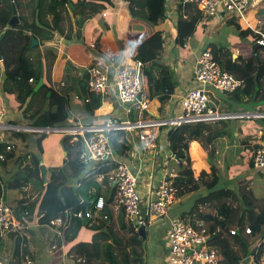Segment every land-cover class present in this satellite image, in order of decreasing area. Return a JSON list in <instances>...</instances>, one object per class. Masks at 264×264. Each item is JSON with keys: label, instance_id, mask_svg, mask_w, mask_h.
Instances as JSON below:
<instances>
[{"label": "crops", "instance_id": "obj_1", "mask_svg": "<svg viewBox=\"0 0 264 264\" xmlns=\"http://www.w3.org/2000/svg\"><path fill=\"white\" fill-rule=\"evenodd\" d=\"M179 1L168 0L167 13L171 17H167L166 20H169L173 32L165 29L162 33L164 34V50L160 55V63L170 67L175 72L178 85L168 102L165 103L162 97L151 100L150 110L148 115L146 114L147 118L145 116L155 135L157 143L155 150L145 151L142 149L139 131L135 127L138 112L133 106L120 102L117 90L113 85V79L105 94H97L91 90V76L88 68L94 57L106 65L108 64V54L102 52L109 50L119 56L117 63L123 65L128 59L127 49L137 54L138 46L158 33H150L145 39L139 40L138 45H135L136 36L120 28V21L123 16L128 17L129 22L134 18L129 12L127 2L124 4L115 2L114 8L86 21L81 30L80 39L66 41L62 38L59 42L48 43L45 45L46 47H41L44 62V83L46 82L59 95L68 96L71 118L77 120L80 127L74 126L71 118L66 123L70 125L69 128H55L58 129L56 131H48L47 128L33 126L34 120L24 117L25 108H20L21 104L16 96L3 92L4 70L2 61H0V147L11 148L2 153L6 159L0 161V179L3 186H8V201L11 190L20 191L17 196H14V201L17 203V206L13 208L14 210L25 209L38 198L42 199L46 193V185L50 182L51 170L63 168L66 165L68 153L65 148V140L72 137L69 135V129L84 128L88 137H93L98 132H104L109 136V139L112 134L119 133V131L124 132L123 144L130 148L127 155L119 156L113 151V157L106 161L118 164L123 162L131 168L133 173L139 176V188L143 197L142 217L147 215L151 191L165 182L172 185L173 180L178 178L182 167L172 152L170 138L176 128L179 127L177 122L184 113L181 105L183 97L191 89L199 86L193 75L198 53L204 49L216 48L217 53L225 60L234 59L237 68L235 73L240 78L234 76L247 82L257 74L260 65V60L254 52V46L260 36L254 33L252 28L264 34V0H251V6L247 11L245 20L228 15L218 18L202 16L201 19L194 20L192 19L195 15L193 11H189L188 14L186 10H179ZM67 16L69 26L66 31L72 28V36L75 38L78 31V27H76L78 17H74L73 14L71 17ZM250 19H253L255 24ZM239 21L244 23V27L249 30L248 41L245 40L241 27L237 25ZM130 26L131 23L127 30L130 29ZM147 31L148 29L143 30L142 33ZM92 43H95L102 51L92 50L90 47ZM12 45L13 43L10 42L8 47L11 48ZM242 45L252 48L243 49ZM46 49L53 50L54 55H56L51 71L49 65L53 62V58L50 55L47 58L45 54L50 52H46ZM257 51L264 59V49L259 48ZM224 53H228L229 56L225 58ZM32 55L36 54L33 53ZM76 73L78 75L81 73V76L75 75ZM209 91L212 100L216 101L217 109L222 114L219 129L225 132V135L215 139L209 145L213 146L211 147V157L202 147L201 141H193L190 144L188 154L195 177L198 178L202 172H206L209 174L208 176L212 173L215 174L219 179L218 190L233 185L234 190L237 183L241 182L252 187L255 186L258 178L264 182V170L255 169L252 161L253 154L258 148L264 132V100L245 98L243 102H240L239 97L231 93H220L213 88H209ZM54 104L49 103L50 110ZM110 119H116L118 124L108 130L106 122ZM197 122H201L200 119L188 120L182 124H195ZM205 122L216 124L212 120ZM11 137L21 140V148L10 139ZM79 138L81 137L75 136L71 140V144L77 142ZM194 144H198L203 156L202 162L195 159L199 153H197V149H193ZM35 159L39 160L40 167L44 165L48 170L46 182L43 179L39 180L36 176ZM106 161H91L87 170L80 177L70 180L69 186L76 193L82 184L80 180L90 178L101 185L103 191L101 196L107 197L110 202L111 214L110 216L107 214L109 216L107 223L90 221L89 224L83 225L75 237H72L71 234L67 238L66 232L63 231V229L66 230L67 225L59 227L42 224L39 214L37 219L26 224L16 216L30 228L17 235L0 236V264H25L26 260L33 264H77L78 261L69 252L75 253L82 249L79 247L81 244L90 243L94 239L97 240L101 251L109 245L114 247L115 254L121 249L129 251V239L132 234L128 229H123V224H126L128 228L134 218L127 217L122 210H115L113 208L114 199L111 201L108 199L109 189L105 185L104 179L112 170L105 174L102 173L105 167L99 166V164H105ZM71 173L67 169L66 174ZM21 184L22 187L18 188ZM255 187L256 193L261 196L264 191L257 185ZM202 189L204 187L199 190ZM208 192L210 194L214 191L204 189L203 194L196 196V198H194L195 193H188L182 197L176 196L174 204L166 216L149 226L146 241L148 247L146 249L147 264H165V259L168 255L170 256L165 234L171 221L192 222L195 220V202L208 196ZM70 194V192L67 194L70 201H74V197ZM258 196L256 197L259 198ZM81 202L84 203V198H81ZM191 211L193 212L192 215L182 220L181 216L189 214ZM69 224L68 222V226ZM113 231L121 236H127L128 240L125 245L120 246L121 244L116 240V237L112 235ZM149 243L152 245L148 246ZM54 244L58 248L54 253H51L50 250ZM157 244L162 247L164 252L157 247ZM262 252L264 263V247Z\"/></svg>", "mask_w": 264, "mask_h": 264}, {"label": "trees", "instance_id": "obj_2", "mask_svg": "<svg viewBox=\"0 0 264 264\" xmlns=\"http://www.w3.org/2000/svg\"><path fill=\"white\" fill-rule=\"evenodd\" d=\"M26 2V5L31 8V20L21 14L20 0H0V33L6 29L12 17L13 3L16 4L19 15V23L8 30L1 45V63L4 67L3 92L16 96L20 101V108H25L24 117L34 120L33 126L54 129L61 128L65 126L64 124L67 123L71 115L68 96L59 95L46 82L39 90H36L40 80L44 79V62L41 47H46L45 45L48 43L59 42L62 38L66 39V41L80 39L81 30L85 22L98 14L104 13L106 10L114 8L116 3L114 0H26ZM126 2L129 12L134 18H140L154 24L167 18L166 0H126ZM189 11H193L195 14L192 17L194 20H199L203 16L192 7L186 9L188 14L190 13ZM64 13L70 17L72 14L74 17H78L76 22L78 31L75 38L72 36V28L66 31L62 26ZM32 39L38 40L39 46L31 48ZM10 42L13 43L11 48L8 47ZM261 48L264 49V47ZM36 50L37 52H34L36 55H30V52ZM163 50L164 38L161 33H155L138 46L137 59L146 64L145 76L150 99L162 97L166 103L175 93L178 81L175 72L170 67L160 63V55ZM48 51L50 53L45 54L47 58L49 55L53 58V62L49 65V70L51 71L56 55H54L53 50L46 49V52ZM212 52L215 60L222 67L224 58L217 53L216 48H213ZM223 56L226 58L229 54L224 53ZM257 56L260 60L257 74L245 82V85L241 89L231 93L234 96H238L240 102H243L245 98L264 100V59L261 58L259 51H257ZM50 92V98L55 99V104L51 110L49 107L50 98L48 97ZM219 123L214 125L201 121L195 124H182L176 128L171 136L172 152L182 167L178 178L174 179L172 184L178 190L177 196L182 197L188 193H195L203 185L209 191H214L210 192V194L218 191L219 179L215 174H211L213 178L210 183L199 182L200 179L202 181L207 179L209 174L206 172H202L198 178L195 177L194 171L190 167L191 160L188 151L193 141H201L205 142L206 145H211L215 139L224 136L225 132L219 129ZM72 139L73 137H68L65 140V148L68 153L66 165L63 168L51 170L50 182L46 185V193L42 196V199L38 198L26 206L25 209L20 207L22 208L21 210H15L16 216L26 224L37 219L38 214L41 217L40 223L42 224H51L52 221L63 219L66 223L65 225H67L65 227L66 230L68 228L67 231L63 229L66 232L67 238L71 234L72 237H75L83 225H87L91 221L69 216L67 211L78 213L82 210L84 203H87V210H93L96 201L103 195L102 186L93 178L80 180L82 184L76 193L69 186L70 180L80 177L88 167V164H84L79 158L83 148L82 139L79 138L77 142L71 144ZM124 140L123 131L112 134L109 139L114 153L119 156H126L127 151L130 149L129 146L123 144ZM5 151L6 148L0 147L1 154ZM109 163L111 164L106 165ZM34 164L36 176L41 180L39 160L35 159ZM99 166L105 167L102 173L107 174L111 170L116 169L118 163L106 161L105 164H99ZM67 169L72 173L66 174ZM104 183L108 186V199L111 201L115 198L116 188L113 187V184H110L108 178L104 179ZM20 187H22V184L18 186V188ZM68 192L74 197V201H70L67 195ZM207 194L210 195L209 192ZM243 194L246 195L244 202L248 207L250 223L245 224V222L241 223L240 221L234 235L231 234L233 229L230 228V225H232L235 211L229 201L220 202L216 206L213 215L208 217L200 216L201 219L203 218L202 220H205V227L210 236H212L211 240L213 244L217 245V248L220 250V259L225 264H241L243 263V259H245V262L249 260L250 264H258L254 260L252 253L253 247L259 242L262 243L260 248L261 256L263 253L264 199L258 202V204H254L256 198L250 191L247 193L246 189H244ZM224 195L226 194L223 193L222 196ZM247 196H250V198ZM81 198H84V203L81 202ZM105 198L106 207L103 210V214L110 216V202L107 200V197ZM122 211L125 212V210ZM192 213L191 211L189 214L182 215V220L188 218L187 216L190 217ZM83 221H85V224ZM102 221L104 223L108 222V220ZM68 222L70 223L69 226ZM191 223L194 225V221ZM134 224V221L131 222L128 228L126 224H123V229H128L132 234L129 239V251L121 249L119 255L115 254L112 245L107 246V248L101 251L97 240L94 239L90 243L81 244L79 247L82 249L75 253L70 251L69 254L75 257V260L78 261L77 264H145L144 253L147 245L139 236ZM247 228L251 230V234H246ZM247 237L255 238L254 243L251 244ZM27 262L26 260L24 263L27 264Z\"/></svg>", "mask_w": 264, "mask_h": 264}, {"label": "built area", "instance_id": "obj_3", "mask_svg": "<svg viewBox=\"0 0 264 264\" xmlns=\"http://www.w3.org/2000/svg\"><path fill=\"white\" fill-rule=\"evenodd\" d=\"M114 1L118 4L126 2V0ZM167 5L168 0L165 3L168 11ZM250 6L251 0L179 1V10L185 11L188 7H192L206 18H218L228 15L245 20L246 12ZM166 17L171 16L167 13ZM252 30L260 36L257 43L264 47V34L254 28ZM90 47L95 51L101 50L95 43H92ZM126 51L128 59L123 65L117 63L119 56L109 50L102 52L108 54V64L104 65L98 58H93L88 68L91 76V90L97 94H105L113 79V85L117 90L120 102L133 106L138 112L135 127L139 131L142 149L145 151L155 150L157 149L155 135L151 125L145 118L151 107L149 90L146 85V64L137 59V54L130 49ZM193 75L199 86L191 89L183 97L181 105L184 113L177 122L178 126L188 120L197 119H200V121L212 120L214 123L221 122L222 114L216 105L213 104L209 88H213L220 93H233L241 89L245 85V81L237 79L234 75L225 71L215 60L211 49H204L198 53ZM71 122L74 126L80 127V123L77 120L71 118ZM117 124L116 119H110L106 122V128L110 130ZM69 133L73 138L80 136L83 141L82 153L79 158L84 164H89L91 161H106L113 157V149L106 133L98 132L95 136L88 137V133L84 128H78V130L69 129ZM6 149L10 150L11 148L7 147ZM5 159V155L0 154V161H5ZM252 161L255 169L264 170V132L259 146L253 154ZM107 178L110 184H117L115 186L116 195L113 208L117 211L125 210L127 217L136 218L139 221V225H146L148 229L158 219L166 216L177 196V190L169 182L161 184L158 188L151 191L147 215L142 217L143 197L139 188V176L133 173L127 164L121 162L116 169L108 174ZM0 190V236L17 235L24 230H28L30 226L23 224L16 217L15 210L7 202L3 201V183L1 179ZM105 207L106 200L101 196L96 201L93 210H86L84 219L92 222L107 220L109 216L103 214ZM67 214L72 217L83 218L82 210L78 213L67 211ZM200 220H193L194 225L191 222L171 221L168 229L167 244L173 264H225L221 261L219 251L211 240L212 236H210L205 227V220ZM65 224L63 219H57L52 221L50 225L63 227ZM235 232V230H232L231 234L234 235ZM246 234H251L249 228L246 229ZM261 244L259 242L258 247L261 248ZM57 248L56 244L52 245L50 252L54 253ZM260 251L261 249L256 252L260 254ZM252 254L254 256V253ZM27 264L33 263L27 262Z\"/></svg>", "mask_w": 264, "mask_h": 264}, {"label": "rangeland", "instance_id": "obj_4", "mask_svg": "<svg viewBox=\"0 0 264 264\" xmlns=\"http://www.w3.org/2000/svg\"><path fill=\"white\" fill-rule=\"evenodd\" d=\"M20 1H21V14L23 16H26L28 19L31 20L32 19V16H31V8L26 5V3H27L26 0H20ZM246 16H247V12H246ZM250 21L253 24H255V22L253 21V19H250ZM128 22H129V18L126 17V16H123L121 18V21H120V28L122 30H124V31L131 32V33H133L136 36V39L134 41L135 42V45H138V43H139L138 41L145 39L150 33H154V32H159L160 33L161 32V34H162V33H164L165 29H168L170 32H173V30L170 27L169 20H166V19L159 21L157 24H154V23L147 22V21H145L143 19H140V18H135V19L133 18L129 22V24L131 23L130 29L127 30L129 28ZM237 25H238V27H241V29H242L241 32L244 34L245 40L248 41V38H249V35H248L249 34V30L247 28H245L244 27V23H241L240 21L237 22ZM62 26H63V28L65 30L69 26L68 16L66 14H64V20L62 22ZM146 29H148V31L143 34L142 31L143 30H146ZM228 33H230V32H228ZM163 35L164 34H162V36ZM241 47L243 49H247V50H249L250 48H252V47H248V46L246 47V45H242ZM32 52L33 53L34 52H37V50L36 51H32ZM32 52H30V55L33 54ZM235 65H236V62L232 58L231 59H226V60L223 59V61H222V68L225 71L231 73L232 75H235L236 77H238L237 74L235 73V71H237V68L235 67ZM2 68L4 70V67H2ZM75 75L81 76V73H79V75H78V73H76ZM238 78H240V77H238ZM49 102H51V104H54L55 103V99L54 98H50L49 99ZM215 103H216V101L214 102V100H213V104H215ZM253 106H255V104H253ZM64 125H65L64 126L65 128H69L70 127V125H68L66 123ZM10 139L14 143L18 144V146L21 148L22 142H21L20 139H18V138H12V137ZM54 142H56V139H54ZM199 143L201 144V142H199ZM202 143H203V144H201L202 147H204V149L210 155L211 154V151H212V148L211 147H213V146L206 145L205 142H202ZM193 149L194 150L197 149V153H199V156H197L195 159L201 161L203 159V156H202V153H201V151H200V149L198 147V144H194ZM211 155L209 157H211ZM190 167H191V165H190ZM196 170H198V169H196ZM212 178H213V176L210 175V176H208L207 179H204L203 181L200 179L199 182L200 183H202V182L210 183V182H212ZM256 181L257 182H256L255 186L257 185L258 187H260L264 191V182L263 181H260V178L256 179ZM201 185H203V184H201ZM233 186L232 187L225 188V189L224 188L219 189L217 191L219 193L215 192V193L210 194V195L206 196L205 198L199 200L198 202H195V204H196V206L194 208V211L196 212V218L194 217L195 220L201 221L199 219L200 216H205V217L210 216L211 214L214 213L216 206L220 202H222V201H229L233 205L234 211H235L234 212V217H233V222H232V225H230V228L233 229V230H237L236 227H237V225H239V222L240 221H241V223L242 222L243 223L245 222V224L250 223V218L248 216V207H247V205L244 202V197H246V195L243 194V191H244V189H246V192L247 193H248V191H250L254 195V197L256 198L254 204H256V203L258 204V202H260L261 200L264 199V193L261 196H258V194L256 193V187L254 185L252 187H249L248 185H244L242 182L241 183H237V186H236V188L234 190H233ZM202 187H204L205 190H208V188L206 186L203 185ZM204 189L199 190V192L198 191L195 192L194 198H196V196H198V195H202ZM220 191H222V192H220ZM19 192L20 191H13V190H11V192L9 193V201L7 202V204L10 207L14 208V207L17 206V203L14 201V196H17ZM223 193L226 194V195L222 196ZM256 196H258L259 198H257ZM247 197L250 198V196H247ZM112 235H114V237H116V240L121 244L120 246L125 245L126 242H127V240H128L127 236H121L120 234H118V233H116L114 231H113ZM165 238L167 240V238H168V231L165 234ZM247 239H249V241H250L251 244L254 243V239L255 238H253V237H247ZM230 241H232V240H230ZM157 243H158V241H157ZM257 244H259V243H257ZM257 244H256V246L253 247L254 248V250H253L254 260L258 264H264L263 261H262L261 254H259V253L256 252V251L260 250V247H258ZM151 245L152 244L149 243L148 246H151ZM157 247L162 251V247L159 244H157ZM215 247L217 248V245ZM147 249H148V247H147ZM217 250L220 253V250L218 248H217ZM162 252H164V251H162ZM116 253H117V251H116ZM117 254L119 255V252ZM166 259H165V264H173L172 259H171V257L169 255L167 256ZM244 260L245 259H243V261H242L243 264H250L249 263L250 262L249 260H246V262Z\"/></svg>", "mask_w": 264, "mask_h": 264}, {"label": "water", "instance_id": "obj_5", "mask_svg": "<svg viewBox=\"0 0 264 264\" xmlns=\"http://www.w3.org/2000/svg\"><path fill=\"white\" fill-rule=\"evenodd\" d=\"M12 17L10 18L9 20V23H8V26L6 27V29L0 34V61H2V55H1V45H2V42H3V39H4V36L6 35V33L8 32V30H10L11 28H13L14 25L18 24L19 23V15H18V10H17V7H16V4L13 3L12 4ZM31 48H34L36 46H39V41L36 40V39H32L31 40ZM262 46L257 43L255 44L254 46V52L255 54H257V49L261 48ZM44 84V79H41L39 84L37 85V88L36 90H39ZM49 97H51V92L48 94ZM70 118L72 117L71 115L69 116ZM46 130L48 131H56L58 129H53V128H47ZM47 173H48V170L46 168V166L42 165L41 166V176H42V179L46 182V176H47ZM117 184L115 183L113 185V187H115ZM3 201L4 202H8V186L7 185H4L3 186ZM87 210V203H84L82 205V213H83V218L84 219V213L86 212ZM135 221V226L138 227L137 228V232L139 234V236L142 238V240L144 242L147 241V238H148V227L146 225H139V221L134 218L133 219ZM85 221H83L84 223ZM147 260H148V256H147V250L145 249V253H144V263L147 264Z\"/></svg>", "mask_w": 264, "mask_h": 264}]
</instances>
